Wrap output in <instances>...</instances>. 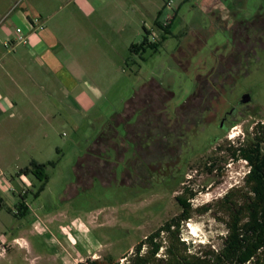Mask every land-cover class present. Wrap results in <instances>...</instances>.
<instances>
[{
	"label": "rangeland",
	"instance_id": "374dc122",
	"mask_svg": "<svg viewBox=\"0 0 264 264\" xmlns=\"http://www.w3.org/2000/svg\"><path fill=\"white\" fill-rule=\"evenodd\" d=\"M234 1L86 0L90 9L61 2L54 5V18L48 26L59 35L73 65L82 68L80 88L91 96L92 104L77 110L68 103L65 93L48 90L46 80L42 82L44 88L29 83L28 97L38 98L43 108L49 106L47 98L60 102V111L53 109L50 117H28L4 125L13 131L7 138L0 135V148L13 140V154L21 156L8 163V178L16 177V165L25 164L31 156L42 163L56 164L45 168L47 182L29 176L35 186L26 185L23 194L29 193L32 214L15 219L8 205L3 210L0 244L2 237L10 243L15 237H24L31 247L13 246L14 252H21H10L7 258H0V264H78L107 256L127 264L140 243L181 214L176 197L185 188L196 193L191 199L193 210L202 206L211 210L192 213V218L182 223V239L192 251L200 245L219 248L226 234L219 200L233 187L241 186L249 172L247 162L232 160L228 148L247 144L254 137L256 125L264 124V60L235 88L233 78L225 79L213 96L198 104L200 110L205 109L203 119L199 116L201 125L192 121L195 109L173 113L169 127L165 114L157 115V126L150 124L152 115L164 108L165 97L157 87L142 89L139 100L131 101L139 89L155 80L169 85L175 93L167 104L168 113L180 105L194 88L196 63L203 55L207 58L212 54L215 44L228 40L227 31L216 28L212 19L252 16L264 0ZM157 20L163 27L172 24L167 41L157 50L132 53L131 46L140 44L146 35L144 27L151 41L161 40L164 30ZM202 33L204 49L193 52L191 45L196 46V36L200 38ZM7 50L0 44V53ZM182 53L189 62L184 70L176 61L184 60ZM246 89L251 91L253 103L228 131L218 129L223 112ZM137 108L139 118H133ZM114 121L119 134L124 135L125 126L127 135H119L117 143L111 142L116 154L107 153L110 163L97 157L105 147L88 155L93 143ZM154 132L162 135L156 147L142 148L140 143ZM169 132L171 144L165 137ZM230 135L236 138L231 140ZM132 142L136 143V155ZM3 159L10 160L7 155ZM211 162L222 172L217 168L209 172ZM96 175L99 178L93 177ZM12 180L13 186L20 188L16 178ZM44 183L43 191L34 198L33 193ZM34 219L39 224L36 229V222L31 223ZM162 237L165 246L166 235ZM164 250L161 248L158 257L164 256Z\"/></svg>",
	"mask_w": 264,
	"mask_h": 264
},
{
	"label": "crops",
	"instance_id": "0c3cea01",
	"mask_svg": "<svg viewBox=\"0 0 264 264\" xmlns=\"http://www.w3.org/2000/svg\"><path fill=\"white\" fill-rule=\"evenodd\" d=\"M57 2L64 3V6H77L79 4L83 9H90L86 0H0V44L8 48L5 54L2 51L0 53L1 137L7 138L10 136L13 130H6L4 125H12L13 120H24L28 117H32V119L50 117L53 109L60 111V102L50 101L47 98L49 106L43 108V104L39 103L38 98L28 97L29 83L44 88L42 82L46 80L49 82L47 84L48 90L65 93L68 103H71L77 110H81L83 107L87 108L92 104L91 96L80 88V81L83 77L82 68L73 65L71 55L65 53L59 35L48 26L50 20L54 18V5H58ZM44 15L46 16L44 17ZM18 28L22 29L20 34L17 33ZM20 35L26 37V43L18 42ZM48 97L52 98L50 95ZM12 143H14L13 140ZM12 143L9 140L5 146L2 145V149L0 148L1 220L2 212L7 205L8 212L15 219L22 217L17 213L22 201H25L29 208V214H32L33 208L28 201L29 193L24 195L23 191H25L26 185L34 187L35 184L29 179L31 174L25 175L20 171L29 167L33 161L42 163L36 157L31 156L25 164L16 165V177H12V179L16 178L18 184H20V188L17 189L13 186V180L7 177V171L5 170L11 167L9 166L11 164L8 163L12 159L19 160L21 157L16 153L13 154L14 144ZM6 155L10 158L9 161L3 159ZM35 193H33V197ZM34 217L38 219L35 214ZM33 221L36 222L35 229L38 228V221L34 219L31 223ZM1 222L4 223L3 220ZM18 224L20 227L22 226L21 222ZM62 229L66 230L65 227H62ZM13 246H18L21 249L31 247L24 237H15L12 243L2 237L0 258L5 259L10 252H14L15 248ZM2 249L4 250L2 251ZM21 249L18 251L21 252ZM18 251L14 253L18 254Z\"/></svg>",
	"mask_w": 264,
	"mask_h": 264
},
{
	"label": "trees",
	"instance_id": "16d2710c",
	"mask_svg": "<svg viewBox=\"0 0 264 264\" xmlns=\"http://www.w3.org/2000/svg\"><path fill=\"white\" fill-rule=\"evenodd\" d=\"M156 24L164 30L162 39L164 42L167 40V36L171 34V25L163 27L158 20ZM144 30L146 35L143 41L140 44L131 46L132 53H139L147 48L157 50L162 45L163 42H150L147 36L149 31L145 27ZM148 87L152 88L153 85L147 84L143 89ZM166 90L169 91V89ZM166 90L165 92L167 93L168 91ZM133 102L131 101V103ZM113 134H115L114 137ZM118 138L119 132L116 129V121H114L93 143L88 155L96 154L95 150L99 151L100 147H105V150L101 151L97 157L110 163V155H107V153L112 151V154H116V149L110 144L111 142L117 143ZM228 151L232 160H245L249 166V172L246 174L241 186L233 187L219 200L220 210L223 214L222 220L226 226V234L222 237V243L219 248H213L212 245H207L206 247L200 245L198 248L194 247V251H192L191 246L182 239V223L191 219L194 212L205 213L211 210L208 206L193 210L191 199L196 193L185 188L183 193L176 197L182 210L181 214L166 222L158 231L140 243L131 260L127 261V264H264V124L258 123L256 125L254 137L250 142L231 146ZM136 154L138 153L136 152ZM55 164V162L37 163L33 161L29 167L22 169L20 173L25 175L33 174L39 180L47 182L48 176L45 173V168L48 165L54 166ZM208 165L207 169L209 172L217 169L222 172V168H217L218 165L216 163L211 162ZM116 169L117 167L114 166L115 174L117 173ZM78 176L79 173L77 174V183L80 185ZM93 177L99 178L97 175ZM44 187L45 183L35 193L34 197L38 198ZM24 198L25 196L23 200ZM17 213L22 217L29 215V208L25 201L21 202ZM219 219L221 220V217ZM162 234L166 235L165 246ZM144 247H147V250H143ZM163 247H165L164 256L158 257ZM79 264L120 263L112 256H107L97 259L89 258Z\"/></svg>",
	"mask_w": 264,
	"mask_h": 264
},
{
	"label": "flooded vegetation",
	"instance_id": "af4514ba",
	"mask_svg": "<svg viewBox=\"0 0 264 264\" xmlns=\"http://www.w3.org/2000/svg\"><path fill=\"white\" fill-rule=\"evenodd\" d=\"M241 1L245 0H236L234 3H240ZM226 17V19H212V21L216 28L227 31L229 35L227 42L215 44V47H213L214 52L212 54H208L207 58L203 55L200 60L198 59L199 61L196 63L194 75V88L190 95H188V97L180 105L178 104L172 109L171 113H168L167 111V104L175 98V93L173 90L170 89L169 85L166 86L164 83L159 81L152 80L147 83L152 84L154 87H157L159 90H161L163 92V95L161 94V96L165 97L164 102H162L164 104V108H161L158 111V114L152 115L153 121L150 124L157 126L159 121L156 120V117L165 114L167 121L166 124L169 127L171 122L170 116L173 113H176L178 110H186L190 111L191 113L195 109V114L193 115L192 121L194 120L196 125H201V118L203 119L205 109L202 108V110H200L198 104L205 102L209 96H213L218 90V84L225 79L230 77L233 78L235 88L239 83L242 82L243 79H246L248 76H250V74L253 72V69L255 67L258 68L261 62L264 60V1L263 3L261 2L257 4L255 13L252 16L244 17L231 15ZM163 35L160 41L154 43L163 42ZM169 35L167 37H169ZM201 35L202 36L198 35L200 38L196 36V46L191 45V50L193 52L204 49L205 38L203 33ZM148 39L150 42H153L149 37ZM166 41L167 40H165L163 43ZM181 55V57H184V60L182 61L179 59L178 61L176 59V61L177 66L180 67L181 70H184L186 65H189V62L187 61L188 57L183 53ZM225 81L223 82V85H225ZM146 85H144V87ZM144 87L139 89V91L136 93L133 103L136 102V99L139 100L140 94H142L141 90ZM224 87L226 88V85ZM166 89H169V91ZM165 90L168 92L166 93ZM157 96L159 99L160 95ZM224 97L226 99V96ZM228 98L229 97H227V99ZM209 102H211V100ZM252 103L253 97L251 96V91L247 89L244 90L235 101L230 103L228 109L223 112L218 125H216L218 129L222 131H228L230 125L233 124L239 117H241L244 113V110L246 112L247 107ZM138 110L139 108L134 110L133 118L136 115H138L139 118L140 113ZM126 112L127 110L125 111L124 115H121V117L124 118ZM199 116H201V118H199ZM182 125L184 126V123ZM123 129L124 135L122 136L119 134L121 137H125V135H127L125 126ZM167 134L168 135H165V137L171 144L170 140L172 135L170 132ZM161 136L162 135H160V133L154 132L152 136H148L146 140L144 139L140 145L144 149L145 147H156ZM135 144L136 143L134 142L131 143L133 150L136 152L134 147Z\"/></svg>",
	"mask_w": 264,
	"mask_h": 264
},
{
	"label": "built area",
	"instance_id": "2783aa9c",
	"mask_svg": "<svg viewBox=\"0 0 264 264\" xmlns=\"http://www.w3.org/2000/svg\"><path fill=\"white\" fill-rule=\"evenodd\" d=\"M21 32H22V29L18 28V29H17V33L20 34ZM18 42L26 43V37L23 36V35H20V36L18 37ZM229 138H230L231 140H233V139L236 138V137L230 135Z\"/></svg>",
	"mask_w": 264,
	"mask_h": 264
}]
</instances>
